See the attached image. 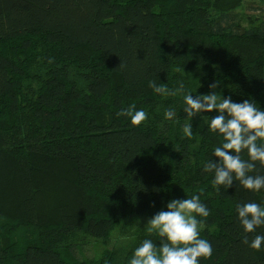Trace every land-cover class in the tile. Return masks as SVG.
Instances as JSON below:
<instances>
[{"label":"trees","instance_id":"1","mask_svg":"<svg viewBox=\"0 0 264 264\" xmlns=\"http://www.w3.org/2000/svg\"><path fill=\"white\" fill-rule=\"evenodd\" d=\"M243 2L0 0V264H130L144 240L165 241L137 227L109 243L115 230L193 195L210 213L197 216L213 249L200 264H264L236 212L264 207V189L217 190L203 170L218 163L217 112L189 120L182 94L149 86L183 83L194 97L216 91L264 111V24L236 25ZM132 104L147 113L140 126L117 116ZM258 234L264 226L249 243ZM92 241L102 252L77 258Z\"/></svg>","mask_w":264,"mask_h":264},{"label":"clouds","instance_id":"2","mask_svg":"<svg viewBox=\"0 0 264 264\" xmlns=\"http://www.w3.org/2000/svg\"><path fill=\"white\" fill-rule=\"evenodd\" d=\"M149 86L157 94L164 96L183 95L184 113L191 120L201 113L217 112L210 119L209 130L222 136V143L214 149L213 160L208 161L203 170L214 172L213 185L217 190L221 186L229 188L235 181L253 193L264 189V175H252L257 164L264 167V111L250 101L234 103L231 97L223 98L216 91L202 96L185 93L183 83L175 90H169L164 84L150 81ZM218 82L211 84V89L218 87ZM117 116L131 118L132 126H140L146 119L144 110H136L132 104L117 113ZM165 119L176 117L173 109L165 111ZM183 133L191 138L193 135L190 123L183 127ZM258 141L260 143H258ZM247 159L242 158V153ZM239 222L244 230L242 243L254 251L264 245V235H256L249 243L247 234L264 226V207L249 202L236 205ZM210 215L207 207L201 202L200 195H193L183 200L174 199L167 204V210L155 214L147 223V231L155 233L165 242L157 247L152 240L146 239L137 247L130 259V264H200V259L212 256L211 243L201 238L202 220Z\"/></svg>","mask_w":264,"mask_h":264},{"label":"rangeland","instance_id":"3","mask_svg":"<svg viewBox=\"0 0 264 264\" xmlns=\"http://www.w3.org/2000/svg\"><path fill=\"white\" fill-rule=\"evenodd\" d=\"M240 6L241 7L235 12L237 18L235 22L240 29H247L251 26L255 27V25L259 23L264 24V0H244L242 5ZM148 221L144 219H136L134 221H131V223L126 227H119L113 233L114 236L113 238H111V241L109 243H125L128 240L132 229L137 227L147 228ZM103 249V246H101L99 243L92 241L90 244L80 249L76 253V256L79 259L92 258L100 254Z\"/></svg>","mask_w":264,"mask_h":264}]
</instances>
